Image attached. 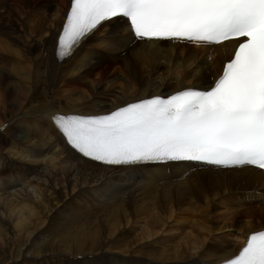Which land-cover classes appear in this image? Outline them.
Here are the masks:
<instances>
[{"label":"bare ground","instance_id":"obj_1","mask_svg":"<svg viewBox=\"0 0 264 264\" xmlns=\"http://www.w3.org/2000/svg\"><path fill=\"white\" fill-rule=\"evenodd\" d=\"M19 2L7 12L14 19L0 26V178L16 173L24 186L0 191L1 264H215L264 228L234 222L243 213L264 216L261 172L185 164L174 165L170 176L161 167L124 174L54 148L45 137L56 112L104 113L207 83L220 67L217 58L208 61L209 48L134 45L123 24L109 22L58 63L55 35L67 0ZM30 4L34 12L26 11ZM109 48L112 54L102 53ZM179 215L198 232L170 240L166 228Z\"/></svg>","mask_w":264,"mask_h":264},{"label":"snow or ice","instance_id":"obj_2","mask_svg":"<svg viewBox=\"0 0 264 264\" xmlns=\"http://www.w3.org/2000/svg\"><path fill=\"white\" fill-rule=\"evenodd\" d=\"M114 18H126L138 40L238 46L209 90L142 99L106 115L53 116L67 143L105 165L197 161L264 170V0H71L58 57ZM223 264H264V230Z\"/></svg>","mask_w":264,"mask_h":264},{"label":"rangeland","instance_id":"obj_3","mask_svg":"<svg viewBox=\"0 0 264 264\" xmlns=\"http://www.w3.org/2000/svg\"><path fill=\"white\" fill-rule=\"evenodd\" d=\"M19 1H21V0H19ZM55 5V4H54ZM30 6V8H28L26 11L27 12H34L35 10H32L31 8H32V4H30L29 5ZM15 7V6H14ZM13 7V8H14ZM12 8V9H13ZM10 13V15L8 14V13H6L5 14V16L6 15H8V17L6 16L4 19H7V21L8 20H12L11 18H13V16H11V15H13L12 13V11L11 12H9ZM9 17H11V18H9ZM9 18V19H8ZM14 19V18H13ZM11 22H13L12 24H15L16 22L13 20V21H11ZM17 25H19V23L17 22L16 23ZM113 79H115L114 77H113ZM113 81V80H112ZM56 209V208H55ZM257 211V210H256ZM54 212V211H53ZM259 212H255V213H253V214H245V213H243V214H239V215H237L236 216V218H235V221L234 222H236V221H240V222H244V221H246V220H250L251 222H253V224L256 226V225H258L259 224V222L260 223H263L264 224V216L261 214V213H259ZM182 213H180V215H181ZM245 214V215H244ZM180 215L179 216H177L175 219L176 220H173L171 223H175V224H177V225H179L180 227L181 226H183L181 223H185L186 221H184V222H179V220H181L180 219ZM250 217H252V218H250ZM248 218V219H247ZM261 220V221H260ZM148 223H150V222H148ZM189 225H192V224H187L186 226L188 227ZM198 224H196L195 223V225H193V226H191V228H190V230L189 231H187V232H185L184 230L180 233L181 235H178V234H176L175 233V229H174V225H172V224H170L169 225V227H167L166 229V232H165V235L170 239V240H176L177 239V237L179 238V237H184V238H186V237H188V235H195V231L196 232H198V229H197V226ZM192 228H194L195 229V231L193 230H191ZM252 228V227H251ZM237 229H242V227H239V228H237ZM253 229H255V228H253ZM144 230H147V229H144ZM170 233V234H169ZM169 234V235H168ZM185 234V235H184ZM67 257V256H66ZM56 259H66V258H64V257H60V258H56ZM4 260H6V255L1 259V261H0V264L2 263V261H4ZM34 260H36V259H34Z\"/></svg>","mask_w":264,"mask_h":264}]
</instances>
